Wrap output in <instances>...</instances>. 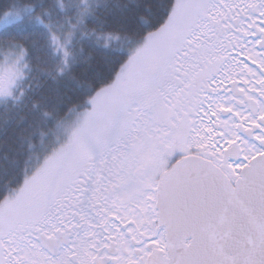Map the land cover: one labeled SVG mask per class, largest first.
Masks as SVG:
<instances>
[{
    "label": "snow or ice",
    "instance_id": "snow-or-ice-1",
    "mask_svg": "<svg viewBox=\"0 0 264 264\" xmlns=\"http://www.w3.org/2000/svg\"><path fill=\"white\" fill-rule=\"evenodd\" d=\"M0 264H264V0H0Z\"/></svg>",
    "mask_w": 264,
    "mask_h": 264
},
{
    "label": "trees",
    "instance_id": "trees-1",
    "mask_svg": "<svg viewBox=\"0 0 264 264\" xmlns=\"http://www.w3.org/2000/svg\"><path fill=\"white\" fill-rule=\"evenodd\" d=\"M12 147V150L9 151V155H8V160L7 161H3L4 163L6 164H10L12 159L14 158V151H15V148L14 146H11Z\"/></svg>",
    "mask_w": 264,
    "mask_h": 264
}]
</instances>
